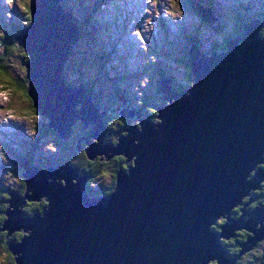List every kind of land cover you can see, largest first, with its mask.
<instances>
[{
    "label": "water",
    "instance_id": "water-1",
    "mask_svg": "<svg viewBox=\"0 0 264 264\" xmlns=\"http://www.w3.org/2000/svg\"><path fill=\"white\" fill-rule=\"evenodd\" d=\"M196 10L213 22L209 9L198 4ZM30 11V25L15 40L28 56L26 94L33 108L61 140L72 136L77 122L79 131L92 124L88 136L77 137L75 150L84 149L90 160L123 156L127 170L117 174L109 195L91 197L88 176L80 177L74 166L43 169L19 160L24 195L9 192L0 228L6 237L24 234L9 243L15 264H237L264 238V200L240 210V218L231 216L264 181V169L257 167L264 155L263 21L248 19L222 52L207 55L190 43L192 84L179 91L161 79L166 102L156 108L158 121L142 119L140 128L120 129L114 147L103 141L107 112L98 114L83 86L63 84L79 39L72 14L60 0H31ZM118 113L142 117L126 107ZM41 201L46 205L32 216L21 210L26 202ZM219 218L226 222L219 225ZM240 231L246 238L239 255L231 256L221 238Z\"/></svg>",
    "mask_w": 264,
    "mask_h": 264
},
{
    "label": "rangeland",
    "instance_id": "rangeland-1",
    "mask_svg": "<svg viewBox=\"0 0 264 264\" xmlns=\"http://www.w3.org/2000/svg\"><path fill=\"white\" fill-rule=\"evenodd\" d=\"M69 1L70 8H72V15L84 19L87 10L79 6L81 1ZM212 1L216 11H210L213 18L212 24H209L210 26L190 11L185 10L181 6L180 0L179 7L182 15L177 17L166 14V10L170 8L168 0H158V3L154 7L149 3V0H107V3L100 5L98 9L102 10V13L95 14V18L101 21L100 18L102 17L101 19L107 20L109 25L107 27L108 31L104 33V36H100L101 46H95V48L96 50L97 48L102 50L105 46L108 52L109 62L105 63L104 70L102 69L101 71L100 68L98 69L97 67L94 68L92 65H88V60L85 57V52L88 48L86 46L87 44L84 42L83 45L82 43H79L78 46L75 44L73 50H75L76 56L72 57L77 68L71 69L68 66L65 68L64 75L66 76V80L71 83H69V88L76 89L81 85L84 89V85L92 87L96 90L97 95L95 99H98L103 105L107 104L106 107L111 108V112L109 111V113L101 118L104 124L107 122L109 127L107 129L108 131L103 135L104 142L110 143L114 135L120 130L116 131V127L113 128L118 118L123 119L126 124L131 123V126L138 120L152 118L146 105L157 102L158 98H160V95H156L155 92L153 93L152 89L153 85H156L159 72L167 69L166 66L170 65L171 72L175 75L173 84H184L187 82L185 76H182L177 58L180 57L182 50L189 45L190 41L188 39L192 38L193 40H197L196 42H198L200 50L208 52L214 42H219L218 45H222L221 39L223 34L236 33L239 30V22L243 21L244 23L242 25H244L249 18L255 19V15H257L258 19L261 17L264 18V0ZM76 5L77 7L75 8ZM216 14H218V18L215 16ZM23 15L26 14L22 10L9 8L6 0H0V34L10 29L12 23L17 27L23 26L24 24L22 22L25 17ZM14 25L12 28H14ZM212 27L219 28L223 31L222 33H213L211 30ZM87 43L90 45V42ZM110 49L111 52H109ZM111 53H114L115 56H112ZM10 58L14 65H18L19 61L16 53ZM116 58L119 61L115 60ZM167 58L169 61H165ZM112 65H114L113 72H111ZM16 71L14 69L13 72L16 73ZM76 71L80 74L79 78L75 75ZM100 72H103L104 77L100 76ZM133 72L136 73V76H134ZM1 84H3V87L0 86V202L4 199L2 194L5 190L3 189L8 188L9 191H14L17 187L20 188L21 174L25 173V169L17 167L16 170V166L20 160L17 157L20 154L28 152L32 147L35 148L30 144L32 140L36 141L32 128L44 120V118L42 119L34 115L32 109L29 107L28 97L22 92L14 90L11 86L9 87L0 77ZM125 89H129L128 91L130 92V97L127 99L123 98L121 94L124 93L120 91ZM117 94L119 95L116 96ZM5 96H7V99H4ZM115 97L117 98L115 99ZM121 97L124 103L120 102L122 101L119 99ZM132 98L134 99V105L130 101ZM139 100L145 102V105H139ZM165 102L163 100V103ZM126 104H130L128 107L129 110L141 113L142 117L139 116L138 119L135 115L131 119L129 117H118L120 116L118 111L121 108H125ZM97 111L98 114L101 113V111ZM153 119L157 120L156 118ZM79 123L77 124L80 125ZM91 125L88 124L84 130H81V133L86 132V129H90ZM76 127L80 126L76 125ZM122 133L123 136L127 134L126 131ZM89 134V132L78 136L75 134L74 138L86 137ZM115 139L118 140V137H115ZM66 140L64 139L62 141ZM116 140H114V147L118 144ZM38 143L40 145V147H37L39 154L36 155L40 158V161H44V157H47L51 153L54 154L50 148L45 147L43 142ZM55 153L60 154L57 151ZM37 157H34V161L38 160ZM262 157V161L258 163L257 167L264 169V155ZM14 161H17V164H14ZM47 164L52 165L51 162ZM35 165L38 166L37 164ZM45 165L43 169H45ZM108 167H110L109 175L112 173V164L109 163ZM78 174L80 177L85 176L80 171H78ZM104 182L109 183L110 177H105ZM261 184L263 185L264 181ZM256 192H258L257 189L251 190L250 193L258 197L256 200H260L261 198ZM23 195L24 192L21 196ZM9 199L10 197L7 201ZM255 201H250L249 196L244 197L242 203L233 208L231 216L234 218L235 211L238 210L239 216L236 218H240L242 215L240 210L250 209ZM35 203L38 202H26V204L21 206V210L26 211ZM223 219L219 218V220ZM1 234L3 233L0 232ZM12 235L9 236L10 239ZM221 239L222 242L232 241V239ZM10 242L8 241V243ZM239 252L240 248L235 255H239ZM263 254L264 240H261L247 253L240 255L237 261L241 264H251V261L254 260L252 258L253 256L260 258ZM7 257L8 254L4 246L0 244V264H11L8 262Z\"/></svg>",
    "mask_w": 264,
    "mask_h": 264
},
{
    "label": "trees",
    "instance_id": "trees-1",
    "mask_svg": "<svg viewBox=\"0 0 264 264\" xmlns=\"http://www.w3.org/2000/svg\"><path fill=\"white\" fill-rule=\"evenodd\" d=\"M79 3V6L84 8V10H87V12H85V18L84 19H80L79 17H75L72 15V22L75 26L78 27V34H79V39L76 42L77 46L79 45V43L83 42L85 44H87L86 46L88 47L86 52H85V57L88 60V65H92L94 68L97 67L98 69L100 68V71L103 69L105 63L109 62L108 61V52L106 51V47L104 46L101 49L96 50L95 46L100 47L101 45V38L100 36H104V33H106L107 27L109 25L107 20H103L100 18L101 21H99L98 19L95 18V14L97 13H102V10L98 9L100 7L101 4H105L107 3V0H77ZM69 0H60V5L61 8L64 10V12H70L72 14V8H70V4H69ZM181 2V6L187 10L190 11L192 14H194L195 16L199 17L202 21H204L201 18V15L197 12L196 10V6H198V4H200V6H203L205 9H209L210 11H216L214 8V3L212 0H180ZM88 4V5H87ZM87 5V6H86ZM116 6V5H115ZM77 7V5L75 6V8ZM118 8V6H116ZM78 9V8H77ZM90 9V10H89ZM26 14V13H25ZM218 14H216L215 16L217 17ZM24 20L22 22V24H24L23 26L17 27L16 25H14V23H12V26L14 25V28H12V26L10 25V29H7V31H5L4 33L2 32L0 34V77L1 80L6 82V84L9 85V87L11 86V88H13L16 91L22 92L26 97V90H27V80H26V71H25V62L28 61V56L27 54L23 51V47L19 46L15 40V36L17 33H19L20 29H22L23 27L29 26L31 23V20L29 18V16L23 15ZM94 17V18H93ZM218 18V17H217ZM262 19V17L260 18ZM205 22V21H204ZM100 23V24H99ZM203 23V22H202ZM206 23V22H205ZM244 22L241 21L238 24L239 30L236 33H228V34H223L222 35V39H221V43L222 45H218V43L214 42L212 44V47L210 48V50H208V52L203 51L204 53H206L207 55H210L213 51L216 52H222L224 51L226 48V43L228 40L232 39V38H238L241 36L242 34V24ZM212 24V23H207V25ZM205 25V24H204ZM210 26V25H209ZM212 32L213 33H222L223 30H220L219 28H215L212 27ZM101 32V33H100ZM264 36V21H263V29H262V33ZM111 38V37H110ZM190 41V43H197V40H193L188 39ZM90 42V45L87 43ZM189 43V44H190ZM199 45V44H198ZM189 45H187L185 47L184 50H182V53L180 55V57L177 58L178 61V66H180V71L182 73V76H185V78L187 79V82H185L184 84H173L175 81V75L171 72V67L170 65L166 66L167 69L161 70L159 72L158 75V79L156 82V85H153V93L155 92L156 94H160L159 93V83L161 81V79L163 78H168L171 80L172 83V87L175 90H181V89H185L188 86H190L192 84V73L190 71V68L187 64V60H186V54L188 51ZM200 49V47H199ZM85 51V50H84ZM73 52L76 54L75 50H73ZM109 52H111V49L109 50ZM16 53V56L18 58V65H14L13 62L11 61V56H13ZM116 53V52H115ZM112 56H115L114 53H111ZM163 57V56H162ZM164 58V57H163ZM147 59V58H145ZM115 60H118V58H116ZM165 61H169L168 58L165 59ZM95 65V66H94ZM69 66V68L73 69V68H77L76 67V63L73 59L72 56H70L65 64L64 67V71H63V84L65 86H69L71 83L68 82L66 80V76L64 75L65 72V68H67ZM114 65L111 66V69L113 72L114 71ZM15 70V72H13ZM104 70V69H103ZM134 73V72H133ZM100 76H103V72H100ZM75 75L79 78L80 74L78 71L75 72ZM107 76V75H106ZM134 76H136V73H134ZM104 77V76H103ZM70 83V84H69ZM158 84V85H157ZM1 87H3V84L0 85ZM82 86V85H81ZM85 86L86 89V94L87 96L91 99L92 103L96 106L97 110L99 111H106L107 113H109V111L111 112V108L110 107H106L107 104H102L100 101H98V99H95L96 97V90H94L92 87L89 86ZM155 86V87H154ZM8 89V88H7ZM6 90V89H5ZM129 90V89H128ZM127 89L125 90H120L121 94L123 95L124 99H127L130 97V92ZM119 94H117L116 96H118ZM117 97H115L116 99ZM122 98V97H121ZM29 99V97H28ZM121 100V99H120ZM129 100V99H128ZM105 101V100H104ZM133 105H134V99L132 98ZM122 102V101H120ZM29 103H30V108L32 109V112L34 113V115L36 117L42 118L43 117L41 115H39L36 110L33 108L32 104H31V100L29 99ZM138 104H142V106L145 105V102H141L140 100L138 101ZM149 105H146L148 110L151 113V117L150 120H152V122H156L155 119H153V117L155 118V115L157 114V107L162 106L163 103V94H160V98H158L157 102H152L151 104L148 103ZM130 105V104H129ZM128 104H126V108L129 107ZM155 105V106H154ZM78 123V122H77ZM75 124L72 126V136L67 139L66 141H62L58 134L55 133L51 128L48 127V121L46 119H44L42 122H40L38 125L34 126L32 128V132L34 133L35 137H36V141H33L30 143L32 144L35 148H31L28 152L20 154L18 158H20V160L22 158H27L28 160H30L32 163L37 164L39 168H43L45 164H47L48 162H51L52 165H56V164H61V163H66L69 164L71 166H74L75 168H77L80 173L84 174L85 176H88L87 179V186H88V193L89 196L91 197H99V196H106L109 195L115 185H116V178H117V174L120 172H124L125 168H127V164L125 163L126 161H124V157L121 156H117L114 157L113 159L111 158L110 160H106L104 157V160H102V156L96 157L93 160H90L87 157L86 152L84 151V149H82L81 151H76L75 150V141L77 142V138H74V135L77 134L78 135H84L85 133H91L92 128L90 127V129H86V132L81 133L82 131H79L80 127H76L80 126L78 124ZM80 124V123H79ZM106 127L109 129L107 122L105 123ZM132 125H137L139 126V122H134ZM128 126H131V123L126 124L125 121L121 118H118L116 121V124H114L113 128L116 127V131L121 129V128H128ZM111 128V127H110ZM76 136V137H77ZM116 139H114L111 141L112 144H115ZM38 142H43V144L45 145V147L50 148V150L53 153H51L50 155H48L47 157H44V161H40V158L37 157V155L39 154L37 151V147H40ZM84 145H82L83 147ZM52 148V149H51ZM59 152L60 154H57L55 152ZM37 154V155H36ZM37 157L38 160L34 161V157ZM15 162V161H14ZM109 163L112 164V173H110L108 175L109 172V168L108 165ZM17 164V161L14 163ZM128 164H131L128 163ZM41 166V167H40ZM109 176L110 177V182L106 183L104 182L105 177ZM99 182H101V184H99ZM106 183V185H105ZM20 188L17 187L14 191L10 190L11 192H14L17 195H21L23 194L24 190H25V181L23 176L20 178ZM5 190L3 195V200L0 202V227L3 225L4 220L6 219V215H5V211L7 210L6 207V201L7 199L10 197L9 195V189L5 188L3 189ZM263 191V192H262ZM260 200H254L255 202H253L252 207H250V209H252L253 207L257 206L260 202L263 201L264 199V189L260 190ZM46 205V203L42 202H38L35 203L33 206H31L29 209H27L25 212L28 213V216H32L34 213L40 212L42 211L43 207ZM235 215L234 217L239 216V212L238 210L235 211ZM221 221L224 220H219L217 223L219 225H221ZM218 227H213V230H218ZM3 234L0 235V244H2L8 254L7 260L8 262H10L11 264H15L14 261V257L12 256V254L10 253L9 250V243L8 241H11L10 243L16 244L18 243L21 238L24 236V234L22 233H17L14 232L16 234H13L10 237H6V231L2 232ZM246 232L240 231L236 234V236L234 238H232V241H226L223 242V245L226 249V251L228 252L229 255L234 256L235 253L237 251H239V243L243 242L246 238ZM264 240V239H263ZM254 260L251 261V264H261L264 262V254L262 256H260V258L253 256L252 257ZM214 264V263H211ZM237 264H241V263H237Z\"/></svg>",
    "mask_w": 264,
    "mask_h": 264
},
{
    "label": "snow or ice",
    "instance_id": "snow-or-ice-1",
    "mask_svg": "<svg viewBox=\"0 0 264 264\" xmlns=\"http://www.w3.org/2000/svg\"><path fill=\"white\" fill-rule=\"evenodd\" d=\"M6 2L9 8H17L19 10H22L29 16V18L31 17V0H6ZM156 3H158V0H156ZM4 99H7V96H5ZM221 223H223V221H221Z\"/></svg>",
    "mask_w": 264,
    "mask_h": 264
},
{
    "label": "clouds",
    "instance_id": "clouds-1",
    "mask_svg": "<svg viewBox=\"0 0 264 264\" xmlns=\"http://www.w3.org/2000/svg\"><path fill=\"white\" fill-rule=\"evenodd\" d=\"M168 2L170 4V8L166 10V14L173 17L181 16L182 12L179 7V0H168ZM149 3H151L154 7L156 0H149Z\"/></svg>",
    "mask_w": 264,
    "mask_h": 264
},
{
    "label": "flooded vegetation",
    "instance_id": "flooded-vegetation-1",
    "mask_svg": "<svg viewBox=\"0 0 264 264\" xmlns=\"http://www.w3.org/2000/svg\"><path fill=\"white\" fill-rule=\"evenodd\" d=\"M261 20L264 21V18L262 17ZM262 189H264V184H263V185L261 184L260 187L257 189L258 192H256V193H257V195L259 194L258 196H261L259 192H260V190H262ZM252 198H254V199L252 200V201H254V200H256L258 197H257L255 194H252ZM248 210H250V209H248ZM248 210H244V212H245V211L247 212ZM235 213H236V212H235Z\"/></svg>",
    "mask_w": 264,
    "mask_h": 264
},
{
    "label": "bare ground",
    "instance_id": "bare-ground-1",
    "mask_svg": "<svg viewBox=\"0 0 264 264\" xmlns=\"http://www.w3.org/2000/svg\"><path fill=\"white\" fill-rule=\"evenodd\" d=\"M155 117H157V114L155 115ZM157 119V118H156ZM156 121H158V119L156 120ZM42 202V201H41ZM44 203H45V201H43ZM17 232H19V231H17ZM264 239V238H263ZM262 240V239H261ZM257 243V242H256ZM255 243V244H256ZM245 253H247V252H245ZM242 255H244V254H242Z\"/></svg>",
    "mask_w": 264,
    "mask_h": 264
}]
</instances>
